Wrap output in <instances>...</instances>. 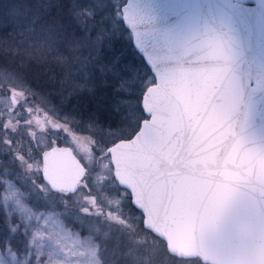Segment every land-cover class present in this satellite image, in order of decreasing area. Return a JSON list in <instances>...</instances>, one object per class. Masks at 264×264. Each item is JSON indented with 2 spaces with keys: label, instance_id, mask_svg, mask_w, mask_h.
<instances>
[{
  "label": "snow or ice",
  "instance_id": "obj_1",
  "mask_svg": "<svg viewBox=\"0 0 264 264\" xmlns=\"http://www.w3.org/2000/svg\"><path fill=\"white\" fill-rule=\"evenodd\" d=\"M218 4L216 15L194 36L175 41L166 35L162 47L146 44L148 21L133 10L131 0L119 6L114 15L127 22L151 76H142L135 91L121 92L120 103L128 113L122 123L129 130L111 132L112 146L98 148L99 158L90 153L85 165L77 162L71 179L50 165L56 149L44 152L41 164L42 146L35 133L27 145L15 139L27 135L21 129L33 127L24 112L31 116L39 110L26 107L28 98L14 88L0 89L7 98L0 110V145L14 152L13 161L35 177L31 184L37 193H55L65 204H81L83 217H95L84 235L60 219L65 213H33L20 187L0 180V223L7 230L0 237V264H148L147 253L132 251L138 229L117 211H104L105 205L128 200L148 217V230L164 238L165 250L190 260L207 259L197 234L223 214L240 189L264 194V141L249 139L239 121L245 88L255 81H245L237 72L247 50L264 52V0ZM45 123L69 131L47 114ZM105 185L114 187L121 199L104 197ZM109 222L127 233L111 257L100 235ZM17 233L26 238L23 257L12 247L11 237Z\"/></svg>",
  "mask_w": 264,
  "mask_h": 264
},
{
  "label": "rangeland",
  "instance_id": "obj_2",
  "mask_svg": "<svg viewBox=\"0 0 264 264\" xmlns=\"http://www.w3.org/2000/svg\"><path fill=\"white\" fill-rule=\"evenodd\" d=\"M78 1H76V5L78 4L80 8L78 15L81 33L77 34L75 32L70 38L64 36L59 30H55L54 27H52L54 31L49 33L43 31V28L40 26L35 25L37 21L39 22V17H37L38 13L37 11L31 12L29 10L30 6H25L21 11L12 10V13L11 11L8 14L5 13L6 18L0 14L1 50L4 49L8 53L18 54L17 56L25 59L35 58L37 63L39 61L43 63L49 59H58L67 68L66 75L61 80V89L57 92L60 101L58 103L55 101V99L57 100V95L54 89L50 92L51 90L43 91L38 87H33L31 83L26 81L21 71L0 64V89L14 88L17 93H23L28 98L26 107H35L39 110L38 113H34L31 116L26 111L24 112V119L31 120L33 127L30 129H21L20 131L27 133V135L22 137L17 136L15 139L23 140L27 145L30 134L35 133L36 139L40 141L42 146L40 155L41 164L43 163V153L55 145H71L84 163H86L85 158L90 153L99 158L101 154L98 148L103 146L107 147L111 144L109 142L111 140V132L129 130L128 124L122 123L124 117L128 115L124 110L123 104L124 117L121 118L120 124H118L119 127L117 128H103L95 122L83 119L82 116L70 115L64 109V98H69L72 93L82 92L90 88L89 82L93 80L92 64L96 63L99 55H103L104 43L102 40L104 35L107 34L108 36L111 30L113 32L117 31L119 21L122 18L114 14L119 11V6L125 2V0H89L94 4L89 7L83 5L82 0L81 2ZM34 2L39 7V3L45 5L49 1L34 0ZM105 26L107 29H104ZM93 29L96 34L92 32ZM119 35L117 34V36ZM128 37V34L125 33V40ZM135 71L134 73L136 74ZM135 74L132 77L133 81L136 78ZM142 76L138 77L139 80L136 84L140 82ZM132 80L128 81L131 82ZM132 87L133 85L125 92L131 93L135 91V88ZM6 102L7 98L0 91V110L6 106ZM45 114L53 122L65 125L69 131L65 132L60 128H52L50 124H46ZM36 119H39L41 123L36 124ZM15 123L16 121L14 120L13 124ZM20 123H23V120ZM9 137L11 138V134H9ZM32 143L35 144L36 140H32ZM44 145L48 146L45 147ZM14 154L6 146L0 145V180H10L19 186L21 191L25 193V202L33 213L44 215L65 213L66 217H60V219L69 228L87 235L88 221H94L95 217H83L80 214L81 204L73 201H68L65 204L62 202L64 198L55 193H37L31 184V179H35V177H32L25 167H21L18 161H13ZM6 158L8 160L4 161ZM99 175H104V173L101 172ZM93 194L95 195V191ZM102 195L108 200L121 199L120 196H117L116 190L112 186L105 185L102 190ZM39 203L44 204L40 205ZM104 211H117V214L121 218L138 229L139 234L134 238L135 246L132 251H143L147 253V262L149 260L148 257H150L148 250L152 251L157 245L163 246L162 240L144 227L143 214L132 204L131 200L119 206L114 204L111 208L105 205ZM78 216L79 220L77 219ZM81 220L83 223L80 222ZM101 220H103V217H101ZM13 222L15 223L17 221ZM40 223H43V221ZM21 231H23V228H21ZM103 233H107V235L104 236ZM100 235L102 239L108 242L105 244V248L108 256L111 257L115 248L120 246L122 239H126L127 233L123 231L121 226L114 222H109L103 226ZM12 247L13 249H17L14 245ZM125 251H127V248H125ZM19 252L21 257H23L24 248L19 250ZM178 263L191 264L190 261L183 259H178Z\"/></svg>",
  "mask_w": 264,
  "mask_h": 264
},
{
  "label": "water",
  "instance_id": "obj_3",
  "mask_svg": "<svg viewBox=\"0 0 264 264\" xmlns=\"http://www.w3.org/2000/svg\"><path fill=\"white\" fill-rule=\"evenodd\" d=\"M126 3L128 0L123 4ZM131 4L133 10L148 21L146 44L161 47L166 35L175 41L194 36L205 23L212 20L219 7L218 0H131ZM122 21L131 33L127 22ZM131 37L135 50L150 68L132 33ZM237 72L245 81H255L252 88H245L243 95L239 114L243 133L251 140L264 141V52L255 48L247 50ZM53 149L57 152L54 157H49V163L55 164L57 171L65 178L71 179L75 175L77 162L85 165L71 145H55L45 152L52 153ZM142 219L144 227L148 229V217L143 214ZM150 231L159 236L154 230ZM256 236H264V194L242 188L223 214L197 234V242L207 257L201 260L205 264H243L239 249Z\"/></svg>",
  "mask_w": 264,
  "mask_h": 264
},
{
  "label": "trees",
  "instance_id": "obj_4",
  "mask_svg": "<svg viewBox=\"0 0 264 264\" xmlns=\"http://www.w3.org/2000/svg\"><path fill=\"white\" fill-rule=\"evenodd\" d=\"M48 1L45 5L39 3V7H37L34 0H0V14L6 18L5 13L8 14L10 11L12 13V10L21 11L25 6H30L31 9L29 8V10L31 12L37 11L38 13L39 22L37 21L35 25L43 29L49 26L54 27L55 30H59L68 38L75 32L77 34L81 33L78 15L80 8L76 7L75 12L73 11L77 0ZM82 1L83 5L89 7L94 5L89 0ZM78 2H81V0ZM104 29H107L106 26ZM116 30V32L111 30L108 36L105 34L103 37V55H99L96 63L92 64L93 80L89 82L90 88L82 92L72 93L69 98H64L63 102L64 109L70 115L82 116L83 119L95 122L103 128L119 127L118 124H120L121 118L124 117V110L122 103H120L123 99L121 92L127 94L128 92L125 91L132 85L134 87L139 80L138 77L141 75L151 76L150 71H145L149 67L139 52L135 50L130 32L124 26L122 20L119 21V26ZM92 32L96 34L94 29ZM125 33L129 36L126 40L124 38ZM117 34L120 35L117 36ZM17 55L0 49V64L21 71L23 77L33 87H38L43 91L51 90L50 92L54 89L56 95L58 94L57 92L60 91L62 85L61 80L66 75L67 70L62 64L63 62L58 59H49L43 63L40 61L37 63L35 58H26V60ZM23 59L25 60L22 61ZM134 74L136 78L133 81L132 77ZM56 98L57 100L55 99V101L58 102L59 96L57 95ZM5 160L7 161L8 159L6 158ZM6 233V228L3 223H0V237ZM25 240L26 238L19 233L11 237L12 245L18 250L23 249ZM161 240L163 246L157 245L152 251L148 250L150 255L148 264H179L178 259L188 260L191 264H205L201 259L195 261L170 253L169 250H165L164 240ZM2 242V239H0V243Z\"/></svg>",
  "mask_w": 264,
  "mask_h": 264
},
{
  "label": "clouds",
  "instance_id": "obj_5",
  "mask_svg": "<svg viewBox=\"0 0 264 264\" xmlns=\"http://www.w3.org/2000/svg\"><path fill=\"white\" fill-rule=\"evenodd\" d=\"M239 251L243 264H264V236L249 239Z\"/></svg>",
  "mask_w": 264,
  "mask_h": 264
},
{
  "label": "flooded vegetation",
  "instance_id": "obj_6",
  "mask_svg": "<svg viewBox=\"0 0 264 264\" xmlns=\"http://www.w3.org/2000/svg\"><path fill=\"white\" fill-rule=\"evenodd\" d=\"M83 161V160H82Z\"/></svg>",
  "mask_w": 264,
  "mask_h": 264
}]
</instances>
